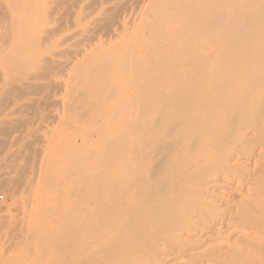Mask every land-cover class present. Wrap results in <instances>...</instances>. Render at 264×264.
I'll return each mask as SVG.
<instances>
[{"label": "bare ground", "instance_id": "1", "mask_svg": "<svg viewBox=\"0 0 264 264\" xmlns=\"http://www.w3.org/2000/svg\"><path fill=\"white\" fill-rule=\"evenodd\" d=\"M7 190L0 264H264V0H0Z\"/></svg>", "mask_w": 264, "mask_h": 264}, {"label": "rangeland", "instance_id": "2", "mask_svg": "<svg viewBox=\"0 0 264 264\" xmlns=\"http://www.w3.org/2000/svg\"><path fill=\"white\" fill-rule=\"evenodd\" d=\"M50 126V125H49ZM50 127H52V126H50ZM49 127V128H50ZM41 128H43V127H40L39 129L41 130H39L38 129V133H39V135H41V133L42 132H44V131H48L47 130V127H44L43 129H41ZM46 128V129H45ZM41 133H40V132ZM43 134V133H42ZM42 137H43V135H41ZM42 137L40 138V141H39V143L43 140L42 139ZM44 138V137H43ZM41 145L43 144V141H42V143H40ZM41 145H39L38 144V146H41ZM5 193V194H4ZM2 192V194H4V195H2L1 194V192H0V213L2 214V216H4L3 214H9V210H10V214H12V215H15V216H18V217H20V215L22 214V209H21V204H20V201L19 200H17L16 199V197H14V195L12 194V192L11 191H9L8 192V190L6 191V192ZM11 193V194H10ZM2 197V198H1ZM11 199H10V198ZM8 208V209H7ZM10 208V209H9ZM6 210H7V213H6ZM0 214V215H1ZM2 216H0V220L2 219ZM22 216V215H21Z\"/></svg>", "mask_w": 264, "mask_h": 264}]
</instances>
